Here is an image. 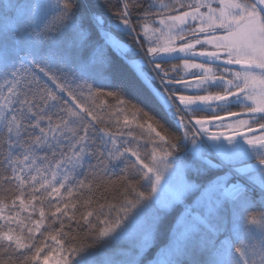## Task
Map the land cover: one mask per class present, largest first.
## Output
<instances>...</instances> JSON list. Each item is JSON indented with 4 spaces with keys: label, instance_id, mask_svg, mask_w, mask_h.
I'll return each instance as SVG.
<instances>
[{
    "label": "snow or ice",
    "instance_id": "snow-or-ice-1",
    "mask_svg": "<svg viewBox=\"0 0 264 264\" xmlns=\"http://www.w3.org/2000/svg\"><path fill=\"white\" fill-rule=\"evenodd\" d=\"M111 27L152 97L111 82ZM0 264H264V0L0 3Z\"/></svg>",
    "mask_w": 264,
    "mask_h": 264
},
{
    "label": "trees",
    "instance_id": "trees-1",
    "mask_svg": "<svg viewBox=\"0 0 264 264\" xmlns=\"http://www.w3.org/2000/svg\"><path fill=\"white\" fill-rule=\"evenodd\" d=\"M9 0H0V3H8ZM13 2H17V0H13ZM22 2L28 3H54L55 0H22ZM97 3H104V0H96ZM109 2L113 5L118 6L119 5V0H109ZM106 12V15L111 16V12ZM99 14V11H98ZM114 19V18H113ZM136 17H133V20L135 21ZM109 23H106L105 27L107 28ZM109 30L115 35V37L128 45H131L135 51L129 55L126 54H121L115 50V48L111 47L110 45L107 47V53L108 56L111 60V67H110V74H111V82L114 83L115 85H119L120 87L124 88L128 94L129 98L133 99L134 103H139L142 100H146L149 97H152V93L149 91V89L146 87V85L143 82V76L147 77V74L150 73V70L147 68H142L139 69L136 64L131 63L128 59H141V55L143 54L140 49L136 48V46L133 44L132 38L124 35L120 30L116 29L115 27L109 28ZM137 32L139 33V26H137ZM94 39L97 41L103 43V38L100 36L99 33L94 34ZM140 42L143 44L144 43V38L141 36L140 37ZM177 66V71H181V64L182 61L179 60H174L171 61L170 64H165V68H170L172 65ZM144 106V105H141ZM147 110V109H146ZM232 111H241L239 107L232 106L231 107ZM167 127V126H166ZM163 134L169 135L170 133H174L176 136H179L181 134V130L176 129L175 127H170L169 132H164L163 129H160ZM177 155L182 157V163L185 165H188L190 163H193L191 161L190 157H187L184 155V153H178ZM211 158V157H209ZM196 166L198 167H203L207 169V165H205L202 161H195L194 162ZM245 163H254V161H246ZM229 167H232L229 165ZM184 172V177L188 181H200L204 177H199L197 176L191 169V167H185L183 170ZM229 172V169L227 167H222L220 169H208L207 171V177L208 179L215 178L216 176L223 175L224 173ZM113 179H116L114 176ZM233 179H235V175H233ZM6 195L10 196L12 195L11 192L6 193ZM100 195V191L96 193V196ZM105 195H108L109 197H115L119 199V186H117L112 192L110 193H105ZM191 197H186L185 202H190ZM261 205L259 203L256 204V206L252 209V211L257 212L261 209ZM184 205L183 204H175L173 205L172 208L162 210L161 215L165 217L166 223H171L172 221L175 220L177 216L183 211ZM22 215L27 216V213H23ZM34 218L36 216L34 215ZM53 227H57V225H53ZM73 227H75V221H73ZM67 230V229H66ZM43 231V229H41ZM167 243V236L162 235L157 238L156 243L148 249V251L144 255V261L148 259H154L159 250ZM127 243H122L118 245L117 247L121 248H128ZM47 251V249H45ZM111 251V250H109ZM43 255V254H42Z\"/></svg>",
    "mask_w": 264,
    "mask_h": 264
},
{
    "label": "rangeland",
    "instance_id": "rangeland-1",
    "mask_svg": "<svg viewBox=\"0 0 264 264\" xmlns=\"http://www.w3.org/2000/svg\"><path fill=\"white\" fill-rule=\"evenodd\" d=\"M116 29H117V28H116ZM118 30H119V29H118ZM111 33H112V32H111ZM112 35H113V37L116 39V41H118L119 44L122 46L120 49L115 48V50H116L117 52H119V53H121V54H123V55H124V54L129 55V54H131V53H133V52L135 51V50H132V49H134V48H133L131 45H128V44H125V43L119 41V40L115 37V35H114L113 33H112ZM128 46H131V48H128ZM199 47H200V46H197L198 49H199ZM141 52H142V51H141ZM128 60H129L131 63L136 64L137 67H138L139 69H142L143 61H142L141 59H138V60H136V59H128ZM147 69L150 70V73L147 74V77H148V79L151 81V77L154 75V73L151 72V68H150V67L147 68ZM152 83H153V85H154L155 87H158L160 82H159V80H155V81H152ZM230 119L235 120V119H239V117H231ZM209 159H211L212 162H213L214 164L221 163V160H220V158H219L218 156L213 155V156H211V158H209ZM224 167H227V168L229 169V171H230V169L232 168V167H229L228 164H225ZM232 175H235V178H236V174H235V173H233ZM181 179L186 180L185 177H184V172H183L182 174H181V173H178V174H177V176H176V178H175V181H174V184H173V187H174V188L177 187V186L179 185Z\"/></svg>",
    "mask_w": 264,
    "mask_h": 264
},
{
    "label": "water",
    "instance_id": "water-1",
    "mask_svg": "<svg viewBox=\"0 0 264 264\" xmlns=\"http://www.w3.org/2000/svg\"><path fill=\"white\" fill-rule=\"evenodd\" d=\"M143 82L146 85V87L149 89V91L152 93V95H154V88H155V86L153 85L152 82H150V80L148 79V77L143 76Z\"/></svg>",
    "mask_w": 264,
    "mask_h": 264
}]
</instances>
